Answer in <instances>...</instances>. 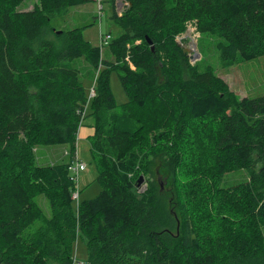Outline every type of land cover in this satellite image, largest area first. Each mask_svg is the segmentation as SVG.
I'll return each instance as SVG.
<instances>
[{
  "label": "trees",
  "instance_id": "1",
  "mask_svg": "<svg viewBox=\"0 0 264 264\" xmlns=\"http://www.w3.org/2000/svg\"><path fill=\"white\" fill-rule=\"evenodd\" d=\"M84 1L0 0V264H74L79 235L85 264H264V94L237 98L177 40L191 24L224 67L264 56V0H126L120 13L110 0L120 32L99 46L85 26L50 25ZM85 116L101 190L75 204L69 162L36 150L75 153ZM155 157L182 166L175 181L189 175L176 208L153 183L136 188Z\"/></svg>",
  "mask_w": 264,
  "mask_h": 264
},
{
  "label": "rangeland",
  "instance_id": "2",
  "mask_svg": "<svg viewBox=\"0 0 264 264\" xmlns=\"http://www.w3.org/2000/svg\"><path fill=\"white\" fill-rule=\"evenodd\" d=\"M36 0H24L21 8L30 9ZM117 0H115L116 2ZM123 4L117 7V11L121 12L126 4V0H122ZM113 7L110 0H85L82 4L71 6L61 15L50 20V25L59 30H67L74 27L85 26L82 30V36L92 45H101V37L106 34L115 35L120 29L112 22L110 16ZM188 35L184 32L177 36V40L188 46L190 41L195 42L196 50L199 56L196 61L201 69L209 65L215 74L221 76L229 89L241 98L243 96H258L264 94V56L254 58L249 61L236 62L230 67H224L215 48L216 39L203 36L199 38L198 32L194 26L187 25ZM58 31V30H56ZM92 83V82H91ZM90 81L84 79L83 84L89 97L94 96V88ZM110 87L117 104V109H121V105L126 101V94L120 84L118 75L115 71L111 72ZM88 113V108L87 112ZM93 118L85 116L80 123V129L77 132L76 141L74 143L75 152L71 155L67 145H54L38 147L37 156L40 163L50 162H71L76 158L85 162V166L80 170L79 176L72 191L78 192V198H74L75 204L78 201L94 197L100 190V184L95 180L97 175L96 159L91 153V143L94 138ZM182 166H176L174 161L166 165L161 157H155L152 160L149 174L143 175V182L136 185L139 192L145 191L149 183H153L161 191V196L165 201H169L171 207L176 208L172 198L174 195L186 193V180L189 175L184 173L175 181V173L179 172ZM244 170L230 172L222 181V186H229L244 179L246 174ZM139 177V176H138ZM138 179V178H137ZM187 195V194H186ZM188 196V195H187ZM42 203L45 215L50 214V210L45 200L37 199ZM77 206V205H76ZM175 214V212H173ZM176 215V214H175ZM177 217V216H176ZM179 221H177L178 223ZM86 237L79 235L73 243L74 264H85L87 259Z\"/></svg>",
  "mask_w": 264,
  "mask_h": 264
},
{
  "label": "built area",
  "instance_id": "3",
  "mask_svg": "<svg viewBox=\"0 0 264 264\" xmlns=\"http://www.w3.org/2000/svg\"><path fill=\"white\" fill-rule=\"evenodd\" d=\"M120 13V12H119ZM110 37L111 35L110 34H106L105 36H102L101 37V45L103 44H107V42L110 40ZM85 111V110H84ZM83 111L82 113V116L85 114V112ZM76 153V152H75ZM74 153V154H75ZM77 154V153H76ZM85 166V162L81 161V160H78L77 158L73 161H71L69 163V171H70V174L72 176V181L74 182V185H75V182L77 181L78 179V176H79V172L81 169H83ZM72 198H78V192L77 191H74L72 193Z\"/></svg>",
  "mask_w": 264,
  "mask_h": 264
},
{
  "label": "water",
  "instance_id": "4",
  "mask_svg": "<svg viewBox=\"0 0 264 264\" xmlns=\"http://www.w3.org/2000/svg\"><path fill=\"white\" fill-rule=\"evenodd\" d=\"M122 4H123L122 0H117L116 1V6L117 7L122 5ZM57 32H60V30H58ZM188 32H189L188 29H186L185 32H184V35L187 36ZM149 43H150V41H149ZM180 45H181V47L183 49V52L185 54H187V56L189 57L191 63H194L196 61L197 57L199 56V52L196 50L195 42L190 41L188 43V46H185L184 44H181V43H180ZM152 49H153V47H152ZM142 182H143V175H139L138 179L136 180V185H139Z\"/></svg>",
  "mask_w": 264,
  "mask_h": 264
},
{
  "label": "bare ground",
  "instance_id": "5",
  "mask_svg": "<svg viewBox=\"0 0 264 264\" xmlns=\"http://www.w3.org/2000/svg\"><path fill=\"white\" fill-rule=\"evenodd\" d=\"M127 3V2H126Z\"/></svg>",
  "mask_w": 264,
  "mask_h": 264
},
{
  "label": "crops",
  "instance_id": "6",
  "mask_svg": "<svg viewBox=\"0 0 264 264\" xmlns=\"http://www.w3.org/2000/svg\"><path fill=\"white\" fill-rule=\"evenodd\" d=\"M80 129V128H79Z\"/></svg>",
  "mask_w": 264,
  "mask_h": 264
}]
</instances>
